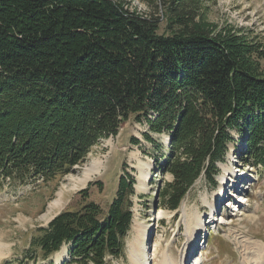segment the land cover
<instances>
[{
    "label": "trees",
    "instance_id": "16d2710c",
    "mask_svg": "<svg viewBox=\"0 0 264 264\" xmlns=\"http://www.w3.org/2000/svg\"><path fill=\"white\" fill-rule=\"evenodd\" d=\"M139 1L147 14L126 0H0V184L67 176L130 120L147 129L145 153L171 178L158 210L177 212L200 179L214 187L230 151L264 177L263 51L198 24L195 0ZM135 184L119 177L106 209L62 211L34 232L19 264H54L64 247L59 264L122 259Z\"/></svg>",
    "mask_w": 264,
    "mask_h": 264
},
{
    "label": "rangeland",
    "instance_id": "374dc122",
    "mask_svg": "<svg viewBox=\"0 0 264 264\" xmlns=\"http://www.w3.org/2000/svg\"><path fill=\"white\" fill-rule=\"evenodd\" d=\"M126 1L135 13L147 14V6L139 0ZM194 2L200 8L198 24L210 31L227 30L233 35L247 37L248 43L259 46L264 54V0ZM165 24L162 22L160 33L164 32ZM260 64L264 72V58ZM146 130L130 120L118 136L100 141L84 164L49 183L38 182L16 189L8 185V181L0 184V264H19L34 232L47 227L62 211L78 209L86 202H94L106 209L115 198L119 177L127 174L136 179L135 195L131 197L134 218L124 256L111 264H134L130 254L138 242H145L147 248L142 256L143 264H162L165 254L175 264H264L255 255L254 248L246 250L250 244L264 246V177L261 172L244 168L230 151L226 162L218 164L219 174L214 187L200 179L177 212L158 210L156 194L164 176L157 169L158 156L145 153L152 152L143 138ZM132 138L141 143L133 144ZM155 138L167 145L166 136ZM109 140L113 141L111 146ZM100 162L99 174L88 182H81L86 170ZM221 177H225L222 184L218 179ZM164 180L171 178L166 176ZM90 183L92 186L87 195L81 194ZM220 196L221 201L218 200ZM241 199L243 204L239 212L232 211L229 204L238 200L240 205ZM196 217L201 223L200 230H197L200 225ZM136 222L144 227L143 238L138 242L133 233ZM196 230L199 232L193 237ZM66 255L64 247L53 257V263L59 264Z\"/></svg>",
    "mask_w": 264,
    "mask_h": 264
},
{
    "label": "bare ground",
    "instance_id": "6f19581e",
    "mask_svg": "<svg viewBox=\"0 0 264 264\" xmlns=\"http://www.w3.org/2000/svg\"><path fill=\"white\" fill-rule=\"evenodd\" d=\"M108 144L111 146L112 144H113V141H111V140H109L108 141ZM102 166V163L100 162V163H97V164H93V165H91L87 170H86V172L84 173L85 174V177L84 178H82V179H80V181L81 182H88L90 179H92L93 177H95V175H98L99 174V172H100V167ZM227 171V170H226ZM228 172V171H227ZM219 180H221V184H222V182L225 180V177H221V178H218ZM223 180V181H222ZM239 190V189H238ZM240 194V193H239ZM239 196H243V194H240ZM221 196H220V198L218 199L219 201H221ZM240 199V198H239ZM238 200H236V202H234V203H230L229 204V207H232V211H238L239 212V207L241 208V204H243V202H242V199H241V201H239L240 202V205H238V202H237ZM58 203L59 202H56V204L58 205ZM214 204V203H213ZM217 207V206H216ZM211 209L213 210V211H215V208H214V205H211ZM50 212V211H49ZM48 212V213H49ZM214 216H215V214H214ZM45 217V216H44ZM47 218V217H46ZM48 220V219H47ZM195 220L197 221V224L198 225H200V226H198V229L197 230H200L202 227H201V223L199 222V219L196 217L195 218ZM215 222V221H214ZM225 222V221H224ZM209 223H212L213 224V221H210ZM223 223V222H222ZM221 224V223H220ZM211 225V224H210ZM143 225L141 224V223H139V222H136L135 224H134V227H133V233H134V239L137 241H139L140 239H141V237L143 236V232H144V230H143ZM195 231L194 233H193V237L195 236V234H197L199 231ZM147 234V233H146ZM145 234V235H146ZM144 235V236H145ZM143 238V237H142ZM137 241V242H138ZM133 244V243H132ZM131 244V245H132ZM255 249V251H254V253H255V255L259 258V259H261V260H263L264 261V246H261V245H259V244H255V245H252V244H250V245H248V247L246 248V250L248 251V250H251V249ZM133 250L131 251V254H130V256H131V258L133 259V261H134V264H143V254H144V252H146L147 250V248L145 247V242H138V243H136V246H133V248H132ZM144 258H145V256H144ZM145 260V259H144ZM187 260V259H186ZM184 261V260H183ZM183 263V262H182ZM181 263V264H182ZM162 264H175V263H172L169 259H168V255H164V261L162 262ZM196 264H197V262H196Z\"/></svg>",
    "mask_w": 264,
    "mask_h": 264
}]
</instances>
